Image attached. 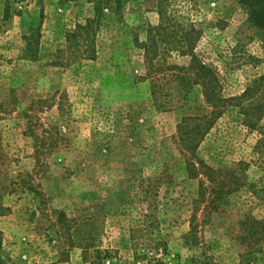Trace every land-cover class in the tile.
Wrapping results in <instances>:
<instances>
[{"label":"rangeland","instance_id":"1","mask_svg":"<svg viewBox=\"0 0 264 264\" xmlns=\"http://www.w3.org/2000/svg\"><path fill=\"white\" fill-rule=\"evenodd\" d=\"M249 12L0 0V264H264V34ZM194 58L218 76L217 107ZM178 75L181 103L153 97Z\"/></svg>","mask_w":264,"mask_h":264},{"label":"trees","instance_id":"2","mask_svg":"<svg viewBox=\"0 0 264 264\" xmlns=\"http://www.w3.org/2000/svg\"><path fill=\"white\" fill-rule=\"evenodd\" d=\"M250 7L249 12V21L255 25L257 28L263 31L264 34V0H243ZM191 66L187 69L196 70V75L201 82H199L202 86H204V93L207 99L213 107H217L222 100L220 94V81L218 76L215 74V71L201 63L198 58H194V62H192ZM190 85V77L189 76H180L178 75L176 78L167 79L161 83H153L152 84V95L154 98H164L165 102L170 104L172 103H181L188 94V88ZM249 92L247 90L244 94L246 95Z\"/></svg>","mask_w":264,"mask_h":264}]
</instances>
